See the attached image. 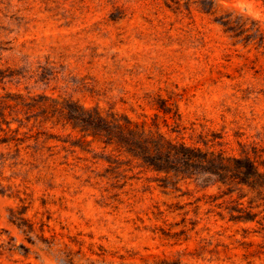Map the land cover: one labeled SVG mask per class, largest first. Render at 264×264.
I'll use <instances>...</instances> for the list:
<instances>
[{
  "label": "rangeland",
  "instance_id": "374dc122",
  "mask_svg": "<svg viewBox=\"0 0 264 264\" xmlns=\"http://www.w3.org/2000/svg\"><path fill=\"white\" fill-rule=\"evenodd\" d=\"M0 264H264V0H0Z\"/></svg>",
  "mask_w": 264,
  "mask_h": 264
},
{
  "label": "trees",
  "instance_id": "16d2710c",
  "mask_svg": "<svg viewBox=\"0 0 264 264\" xmlns=\"http://www.w3.org/2000/svg\"><path fill=\"white\" fill-rule=\"evenodd\" d=\"M83 109H84V107H83ZM99 116V119H97L96 121H94V122H92V121H90L89 119H86L85 118V116L84 115H82V114H80V115H73L72 116V118H75V119H82L83 120V122H86V124H90L91 126H94V127H92V129H89L91 132H92V134H94V135H97L98 133H99V126H100V124H101V122H99V121H105V119L102 117V115H98ZM120 124H121V122L120 121H118ZM119 123H117V124H119ZM119 127H122V125L120 126L119 125ZM129 130H132L133 128H132V126H129V127H127ZM132 128V129H131ZM107 130H109L110 132H112L111 131V129H107ZM113 133H116V132H114V130H113ZM117 134V133H116ZM132 134H135V132H132ZM120 136V135H119ZM146 150L148 149V147H144ZM156 149H158V150H161V148H160V146L159 145H157V147H156ZM254 166V165H253ZM251 170V169H250ZM251 172H253L254 174H260V172L261 171H259L258 169H255L254 171H251ZM251 174V173H250ZM253 179H254V177H253ZM252 179V180H253Z\"/></svg>",
  "mask_w": 264,
  "mask_h": 264
}]
</instances>
